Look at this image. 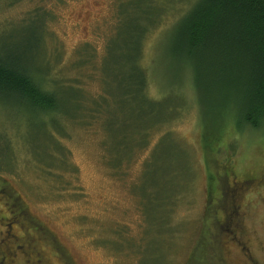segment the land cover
Returning <instances> with one entry per match:
<instances>
[{
    "label": "rangeland",
    "instance_id": "obj_1",
    "mask_svg": "<svg viewBox=\"0 0 264 264\" xmlns=\"http://www.w3.org/2000/svg\"><path fill=\"white\" fill-rule=\"evenodd\" d=\"M188 4L0 0L6 50L38 37L39 22L27 21L28 12L38 5L52 12L43 51L50 78L62 85L63 111L76 114L37 120L17 103L0 102V237L17 219V239L5 241L34 242L49 264H264V122L240 131L236 107L225 98L198 103L188 71L169 51L173 23ZM153 19L141 47L147 94L159 101L149 112L124 97L129 87L121 72L129 68L121 51L130 26ZM38 51L30 53L41 68ZM102 91L109 115L102 110L91 118ZM170 112L119 166L111 165L133 147L140 126ZM224 118L236 133L229 126L216 150L205 149L203 119L213 130Z\"/></svg>",
    "mask_w": 264,
    "mask_h": 264
},
{
    "label": "trees",
    "instance_id": "obj_2",
    "mask_svg": "<svg viewBox=\"0 0 264 264\" xmlns=\"http://www.w3.org/2000/svg\"><path fill=\"white\" fill-rule=\"evenodd\" d=\"M17 1L19 0H9V3ZM134 1L141 3L148 0ZM40 5L25 17L27 21L39 22L38 37L33 38V34H29L30 36L23 37L19 43H13L10 50L0 45V102L17 103L37 120L56 113L74 119L76 114L69 115L61 107V96L58 95L57 87L62 85H58L49 76L50 68L43 49L45 50V22L52 17V12ZM123 13L119 12L117 15L122 17ZM153 23L154 19L147 26L136 23L129 29L133 35L125 34L122 37L125 51H121V55L126 60L122 65L129 68L128 71L121 72L122 82H127L129 87L125 90L124 97L133 98L139 111L154 112L159 105V101L147 94V71L141 65L143 38ZM32 38L34 45L31 43ZM169 44L171 57L182 63L189 73L198 103L222 96L225 98L223 100L236 107L238 121L243 126L236 125L239 123L237 119L235 126L240 131L245 127L256 128L264 122V0H189L185 11L173 23ZM37 48L42 49L38 51V57L41 56V60L43 57L44 67L41 68L33 62V55L30 53ZM66 87L74 89L72 86ZM110 108L105 103L102 91L92 101L88 115L96 118L102 110L109 115ZM83 111L85 114V109ZM170 116L172 112L168 117L140 126L141 130L138 131L133 147L129 148L120 161H110L111 165L119 166L134 146L136 148L142 145L148 129ZM227 121L229 122L224 118L226 125L221 122L212 130L203 119L199 139L201 144L204 141L202 146L206 144L205 149L216 150L217 144L223 142L222 133L229 126L236 133L235 126L230 122L227 124ZM206 175L210 177L211 183L216 179L210 172ZM220 210L215 212L222 214L224 208Z\"/></svg>",
    "mask_w": 264,
    "mask_h": 264
},
{
    "label": "flooded vegetation",
    "instance_id": "obj_3",
    "mask_svg": "<svg viewBox=\"0 0 264 264\" xmlns=\"http://www.w3.org/2000/svg\"><path fill=\"white\" fill-rule=\"evenodd\" d=\"M3 218L1 217L0 221ZM17 221V219H9V222L7 224V230L5 233L6 238H16L17 237L12 232V223ZM2 235V234H1ZM0 237V264H49L48 260L42 258V253L40 247L38 246V252L35 251V243L32 244L29 242L24 241V244H15L12 246V244L9 243L8 240L5 241V237ZM3 246V248H1ZM15 248V249H14ZM21 248V249H20ZM22 250V255L24 258L23 260H18V257L16 256V250ZM38 253V257H37ZM52 264V262H51Z\"/></svg>",
    "mask_w": 264,
    "mask_h": 264
}]
</instances>
